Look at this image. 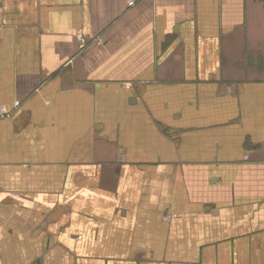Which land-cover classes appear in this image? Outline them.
Segmentation results:
<instances>
[{
	"label": "crops",
	"instance_id": "crops-1",
	"mask_svg": "<svg viewBox=\"0 0 264 264\" xmlns=\"http://www.w3.org/2000/svg\"><path fill=\"white\" fill-rule=\"evenodd\" d=\"M129 1L0 0V264H264V0Z\"/></svg>",
	"mask_w": 264,
	"mask_h": 264
},
{
	"label": "built area",
	"instance_id": "built-area-1",
	"mask_svg": "<svg viewBox=\"0 0 264 264\" xmlns=\"http://www.w3.org/2000/svg\"><path fill=\"white\" fill-rule=\"evenodd\" d=\"M134 4V1L133 0H131V1H129L128 2V6H132ZM80 40L82 41V38L80 37ZM2 112V111H1ZM3 114V113H2Z\"/></svg>",
	"mask_w": 264,
	"mask_h": 264
}]
</instances>
